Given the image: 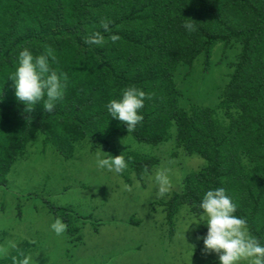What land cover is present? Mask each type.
Listing matches in <instances>:
<instances>
[{
  "label": "trees",
  "instance_id": "16d2710c",
  "mask_svg": "<svg viewBox=\"0 0 264 264\" xmlns=\"http://www.w3.org/2000/svg\"><path fill=\"white\" fill-rule=\"evenodd\" d=\"M102 20L112 21L110 33H103ZM96 31L104 44H86ZM112 35L119 39L113 42ZM234 43L240 51L217 104L185 105L174 80L179 68H192L201 56L208 70L215 47ZM25 47L55 57L52 66L68 77L66 96L50 114L40 105L25 112L8 80ZM130 86L149 98L143 121L128 132L106 105ZM38 134L67 157L84 140L119 156L109 143L115 136L152 147L172 139L203 164L162 201L167 222L172 226L182 208L198 217L206 190L223 187L264 243V0H0V187ZM123 156L139 178L158 161ZM48 206L68 223V209ZM77 230L67 231L73 236ZM202 247L203 239L197 250ZM20 252L0 264H19L13 257Z\"/></svg>",
  "mask_w": 264,
  "mask_h": 264
},
{
  "label": "rangeland",
  "instance_id": "374dc122",
  "mask_svg": "<svg viewBox=\"0 0 264 264\" xmlns=\"http://www.w3.org/2000/svg\"><path fill=\"white\" fill-rule=\"evenodd\" d=\"M239 51L238 43L226 50L218 44L208 70L201 56L192 68H179L174 80L182 102L217 104ZM44 138L37 135L0 187V246L15 241L34 264H215L217 254L197 250L204 226L190 224L198 217L182 208L171 226L162 204L188 173L202 166L200 157L187 155L172 139L155 147L128 135L109 139L118 155L157 158L139 178L129 167L121 174L96 167L98 148L108 154L104 147L92 149L84 140L67 157ZM161 175L164 183L157 179ZM48 204L68 209V228L78 229L73 236L50 231L56 217ZM15 251L0 254V263Z\"/></svg>",
  "mask_w": 264,
  "mask_h": 264
},
{
  "label": "clouds",
  "instance_id": "9594fccd",
  "mask_svg": "<svg viewBox=\"0 0 264 264\" xmlns=\"http://www.w3.org/2000/svg\"><path fill=\"white\" fill-rule=\"evenodd\" d=\"M112 21L102 20L100 28L103 33H110ZM185 28L191 29L187 24ZM119 39L112 35L113 42ZM105 38L100 31L86 36L85 43L92 46H101ZM55 57L50 54L34 55L25 47L19 51L15 71L9 76L16 100L24 105L25 112H31L37 105L42 106L47 113H52L57 104L62 102L68 88V77L65 73L57 71L53 66ZM146 93L130 86L122 90L119 99H112L106 105L111 119L126 125L128 132L134 131L144 117L141 110L144 108ZM97 150L95 160L96 167L107 169L117 174L123 173L127 168V162L123 155L112 156ZM164 183L165 177L157 178ZM164 189H161L163 193ZM237 205L233 202L223 187L206 190L198 204V219L191 225L206 229V235L202 238L205 253L218 255V264H264V243L255 237L248 228L245 218L238 216ZM189 226V227H190ZM50 231L57 237H62L68 230V224L56 217L49 225ZM15 241H9L6 246H0V254H6L8 250H17ZM19 264H34L32 255L19 253L13 257Z\"/></svg>",
  "mask_w": 264,
  "mask_h": 264
}]
</instances>
